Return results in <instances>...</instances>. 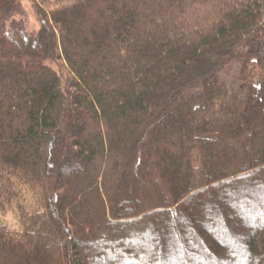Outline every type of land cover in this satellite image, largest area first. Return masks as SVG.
<instances>
[{"label":"trees","instance_id":"trees-1","mask_svg":"<svg viewBox=\"0 0 264 264\" xmlns=\"http://www.w3.org/2000/svg\"><path fill=\"white\" fill-rule=\"evenodd\" d=\"M24 1L0 0V264H264V0H28L33 30Z\"/></svg>","mask_w":264,"mask_h":264},{"label":"rangeland","instance_id":"rangeland-1","mask_svg":"<svg viewBox=\"0 0 264 264\" xmlns=\"http://www.w3.org/2000/svg\"><path fill=\"white\" fill-rule=\"evenodd\" d=\"M24 5H25L24 13L21 18L25 21V26H24L25 30L38 29L40 21L37 12L34 9L33 3L31 1L25 0ZM263 29H264V25H263ZM237 70H238V65L234 64V66L230 69V71L224 72L225 79L230 82L235 81ZM1 215L5 220L9 222L11 226L18 225L17 218L12 209H6L4 212H1Z\"/></svg>","mask_w":264,"mask_h":264}]
</instances>
